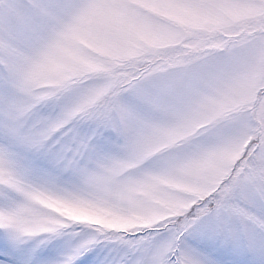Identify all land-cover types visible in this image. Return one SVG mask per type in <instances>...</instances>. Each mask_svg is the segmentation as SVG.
Here are the masks:
<instances>
[{
	"label": "snow or ice",
	"instance_id": "snow-or-ice-1",
	"mask_svg": "<svg viewBox=\"0 0 264 264\" xmlns=\"http://www.w3.org/2000/svg\"><path fill=\"white\" fill-rule=\"evenodd\" d=\"M0 264H264V0H0Z\"/></svg>",
	"mask_w": 264,
	"mask_h": 264
}]
</instances>
